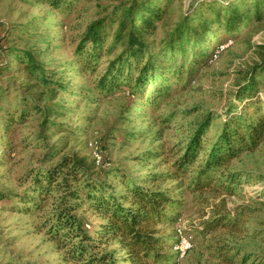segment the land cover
<instances>
[{"label":"trees","instance_id":"16d2710c","mask_svg":"<svg viewBox=\"0 0 264 264\" xmlns=\"http://www.w3.org/2000/svg\"><path fill=\"white\" fill-rule=\"evenodd\" d=\"M36 1L55 8L57 15L66 14L59 11L67 5L66 0ZM184 2L118 0L107 8V16L87 27L75 50L71 71L81 77L95 74L106 59L90 91L105 97L126 92L132 98L130 111L140 109L145 115L146 109L160 110L181 88L189 89L201 68L210 63L213 51L203 47L210 33L222 27L232 39L249 21L264 19V0H190L187 13ZM204 5H209L207 11ZM208 13L213 18L204 20ZM194 16L200 19L198 26L193 25ZM112 25L116 30L110 35L108 27ZM17 61L22 63L21 70L43 87L56 84L31 55L17 57ZM263 71L264 64L252 68L247 82L236 92L241 105H232L228 118L222 119L212 110L198 113L200 109H174L158 116L154 138L161 146L144 150L134 160L149 163L162 159L169 171L156 169L136 179L111 170L108 176L123 187L118 190L102 176H93L92 167L83 158L65 154L52 166L30 174L33 195L25 191L19 195L20 203L32 202L36 214L43 213L52 199L39 227L62 252L66 264H176L177 255L172 251L175 228L183 221L184 202L174 193L185 189L189 195L206 191L235 195L244 179L250 180V173L227 167L239 156L257 151L264 142V99L259 93L264 81L258 78ZM24 113L18 119L14 113H6V133L13 131L15 122H22ZM195 113L198 116L189 126L177 123ZM132 134L126 130L127 138ZM165 181L175 182V189L164 188ZM8 196L0 191V200ZM83 207L102 222L91 228L78 212ZM225 219L229 217L217 216L202 225L206 231H215L224 226ZM238 254L235 252L229 261ZM250 260L243 257L245 264Z\"/></svg>","mask_w":264,"mask_h":264},{"label":"rangeland","instance_id":"374dc122","mask_svg":"<svg viewBox=\"0 0 264 264\" xmlns=\"http://www.w3.org/2000/svg\"><path fill=\"white\" fill-rule=\"evenodd\" d=\"M66 1L70 7L65 3L59 9L66 12L63 16L36 0H0V191L9 195L0 200V264H66L62 252L39 227L52 199L43 213L36 214L32 202L20 203L19 195L25 191L33 195L32 181L28 180L32 172L52 166L65 154L83 158L92 167L93 176H102L118 190L123 187L116 178L108 176L111 170H121L136 179L156 169L167 172L169 165L162 159L149 163L134 160L144 150L161 146L154 138L158 116L174 109H200L198 113L212 110L222 119L228 118L229 108L241 105L236 98L238 87L247 82L254 66L264 64V19L249 21L232 39L218 27L203 46L213 51L212 57L218 46L229 40L233 43L216 61L201 68L190 88H181L160 110L146 109L144 115L137 109L132 113V98L126 92L105 97L90 91L106 66V59L95 74L86 73L83 77L70 67L89 24L107 16V8L118 4V0ZM189 3L190 0L184 2L185 13ZM208 6L204 5L203 10L207 11ZM211 18L213 15L208 13L203 19ZM198 23L200 19L194 16L193 25ZM108 30L112 35L116 27L112 25ZM29 55L56 84L43 87L21 70L17 57ZM262 73L258 78L264 81ZM259 93L264 99V86H260ZM7 112L14 113L15 119L25 112L22 122H15L9 133L4 129ZM197 116L191 114L177 123L185 128ZM126 130L133 132L130 138L126 137ZM91 142L98 143L109 168L95 166ZM227 169L251 175L235 195L209 191L189 195L185 189L174 193L183 199V222L195 239L194 249L180 264H245L244 256L251 259L246 264H264V142L257 151L233 160ZM162 186L174 190L175 182L165 181ZM78 212L91 228L102 222L87 207ZM217 216H228L229 220L225 219L224 226L215 231H206L202 224ZM235 252L240 254L229 261Z\"/></svg>","mask_w":264,"mask_h":264},{"label":"built area","instance_id":"2783aa9c","mask_svg":"<svg viewBox=\"0 0 264 264\" xmlns=\"http://www.w3.org/2000/svg\"><path fill=\"white\" fill-rule=\"evenodd\" d=\"M233 41L229 40L226 44H221L215 50L210 62L218 59L219 55L229 47ZM90 147L93 151L94 164L98 169L108 168L110 163L105 160L102 149L98 146L97 142H91ZM176 241L173 245V252L176 253V264H180L195 247L194 235L191 229L188 228L186 222L181 221L175 228Z\"/></svg>","mask_w":264,"mask_h":264}]
</instances>
